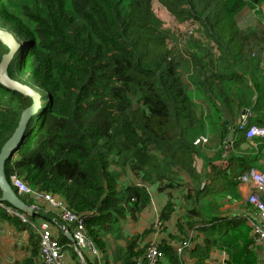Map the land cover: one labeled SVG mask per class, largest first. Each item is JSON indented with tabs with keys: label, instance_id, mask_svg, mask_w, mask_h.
I'll return each mask as SVG.
<instances>
[{
	"label": "trees",
	"instance_id": "trees-1",
	"mask_svg": "<svg viewBox=\"0 0 264 264\" xmlns=\"http://www.w3.org/2000/svg\"><path fill=\"white\" fill-rule=\"evenodd\" d=\"M158 2L185 32L163 28L153 0H0V28L22 43L9 75L41 95L6 175L63 200L104 264L145 255L154 225L130 233L127 225L149 210L153 184L166 194L159 247L170 264H186L177 252L185 241L196 242L186 251L193 264H206L213 250L225 264H260L253 217L221 211L240 199L239 177L257 160L249 147L258 140L243 134L228 148L221 107L232 119L249 109V123L264 124V0ZM6 52L0 41V61ZM31 104L0 84V151ZM201 135L208 141L195 144ZM5 206L0 221L28 227ZM40 207L32 220L58 218ZM31 231L30 255L14 264L39 263ZM58 240L69 242L63 233Z\"/></svg>",
	"mask_w": 264,
	"mask_h": 264
},
{
	"label": "built area",
	"instance_id": "built-area-1",
	"mask_svg": "<svg viewBox=\"0 0 264 264\" xmlns=\"http://www.w3.org/2000/svg\"><path fill=\"white\" fill-rule=\"evenodd\" d=\"M264 15V2L258 8ZM261 55L264 57V47ZM249 113H245L242 117L238 129L245 132L247 139L254 137H264V125L250 124L248 120ZM208 141L205 135L199 136L195 140V144H204ZM230 147V145H229ZM12 183L18 188L21 194L29 195L36 203V208L39 209L38 204L46 203L50 208L55 209L59 217L66 222L72 231V235L76 244L80 249L89 257L94 258L96 264L102 263V255L97 249L96 245L88 238L86 227L83 219L75 214L71 209L66 206L63 200L53 196L50 193L38 192L31 190L25 185L15 174L10 175ZM239 182L242 184H249L252 186L253 192L247 198V202L256 211L252 216L251 225L254 228L255 242H264V171L256 167L247 168L239 177ZM4 206V205H1ZM7 210L19 218L23 222L30 223L39 236V264H62L64 257V249L59 243L56 235L54 234L53 227L48 221H40L36 224L30 222L22 213L14 210L13 208L6 207ZM192 248V243L185 241L177 247V252L185 259L186 251ZM164 258V252L160 249L159 244L155 241L149 242L145 255L137 259V264H161ZM83 260L84 257H81Z\"/></svg>",
	"mask_w": 264,
	"mask_h": 264
},
{
	"label": "crops",
	"instance_id": "crops-1",
	"mask_svg": "<svg viewBox=\"0 0 264 264\" xmlns=\"http://www.w3.org/2000/svg\"><path fill=\"white\" fill-rule=\"evenodd\" d=\"M261 60L264 62V57L260 56ZM245 110V113L250 114L249 109H243ZM243 110L238 114L236 119L230 118L229 119L234 120L236 124V131L235 134L231 140L230 147L227 144L228 148H231L233 145L234 140H238L243 134V131H240L237 128V125L239 123V120L241 117H243L242 113ZM244 113V114H245ZM225 119V118H224ZM264 122V121H262ZM257 124V123H256ZM258 125H264V124H258ZM210 138L209 132L206 134ZM258 140V145H253L249 147V155L250 156H257V160L255 159L251 166H254L258 168L261 171H264V137H256ZM253 144H256V141L253 140ZM134 180H137L134 178ZM128 183V182H127ZM148 188L151 191L152 194V201L150 208L147 212H145L139 221L137 223H129L127 225V231L130 233L129 229L134 228L135 226H139L140 228L137 229V231H141L145 228L153 227L155 229V233H152L148 239L147 242L155 241L159 244L160 238V223L158 222V216L163 208V205L166 201V194L164 192H161L157 189L156 184L148 185ZM253 187L249 184H242L239 182L238 185V191L240 193V199L238 201H233L230 203L223 204L221 206V211L224 215L232 216V215H243L246 218H251L254 215V212H251V210H247L246 203L247 198L249 195L253 192ZM179 209V208H178ZM28 226V225H26ZM172 228V224L170 225V231ZM55 234L59 237L62 233V230L58 228V226H53ZM33 230L30 226L26 227L23 230H19L16 228V226L10 221H0V264H14L17 261H21L27 256L30 255V250L32 249V246L30 245V237ZM34 231V230H33ZM169 232V231H168ZM70 242H68L67 246H63L64 249V257L62 260V264H83L81 258L79 257V254L75 251V248L73 245H69ZM257 246L259 247L258 253L260 256V264H264V242L257 243ZM196 247V242L192 244V248L194 249ZM191 251L186 253L184 261L186 264H193L194 258H191ZM86 259L89 260L91 264H96L94 261V258L85 256ZM225 258L226 254L224 252H220L218 250H213L210 254V257L206 261V264H225ZM102 259L104 261V257L102 254ZM39 260V257H38ZM110 262L113 261L112 255H110ZM105 262V261H104ZM161 264H170L169 261L165 260V258L162 259Z\"/></svg>",
	"mask_w": 264,
	"mask_h": 264
},
{
	"label": "water",
	"instance_id": "water-1",
	"mask_svg": "<svg viewBox=\"0 0 264 264\" xmlns=\"http://www.w3.org/2000/svg\"><path fill=\"white\" fill-rule=\"evenodd\" d=\"M0 41L8 47V52L3 54L0 61V84L9 90L16 91L23 96L30 97L32 99V104L22 111L19 123L13 135L7 140L0 151V203L7 202L14 209L19 210L31 217H34L37 213L35 206L28 204L20 196L12 183L8 180L5 172V167L7 160L11 158L17 150H19L23 143V140L25 139V137H27L29 133L28 124L31 118L34 115L38 114L41 109V95L38 91L30 87L29 85L13 79L9 75V65L14 59V56L21 48L22 43L19 42V40L10 31L3 28H0ZM221 109L223 112V117L228 120V124L230 126V132L227 137V141H231L236 131V124L234 120L229 119L228 111L224 107H221ZM244 113L245 110H243L242 115ZM241 120L242 117L239 120V123L241 122ZM52 221L62 230L69 241L74 244L75 251L78 254H81L80 248L77 246L73 235L70 233L66 225L59 219H53ZM82 263L86 264L85 261H83Z\"/></svg>",
	"mask_w": 264,
	"mask_h": 264
},
{
	"label": "rangeland",
	"instance_id": "rangeland-1",
	"mask_svg": "<svg viewBox=\"0 0 264 264\" xmlns=\"http://www.w3.org/2000/svg\"><path fill=\"white\" fill-rule=\"evenodd\" d=\"M153 9H154V12H155L156 16L164 23L163 28L164 27L165 28L166 27H171L173 29L176 28V29H178V33L182 30V29H180L181 26H183V25L180 24L182 22H180L178 20H175L172 17V15L169 13V11L165 7H163L162 4H160L158 2V0H153ZM134 19H135V16H133V19L131 20L132 23H135V20ZM186 29H187V26H186ZM185 31H183V32H185ZM175 42L172 41L171 39L165 42V44L167 45V48L168 49H171V52H174V50H176L175 49ZM177 50H179L178 47H177ZM127 182H128V179L126 180V183ZM138 228H140V227L139 226H135L134 228L129 229V231L130 232H137V229Z\"/></svg>",
	"mask_w": 264,
	"mask_h": 264
},
{
	"label": "clouds",
	"instance_id": "clouds-1",
	"mask_svg": "<svg viewBox=\"0 0 264 264\" xmlns=\"http://www.w3.org/2000/svg\"><path fill=\"white\" fill-rule=\"evenodd\" d=\"M12 33V32H11ZM13 34V33H12ZM14 35V34H13ZM15 36V35H14ZM20 42V41H19ZM22 47V46H21ZM244 115V114H243ZM240 123H238V125H239ZM250 124H256V123H250ZM238 125H237V128H238ZM244 135H245V132H244ZM26 138V137H25ZM231 141H228V143H230ZM230 144H228V146H229ZM251 167V166H250ZM254 167V166H253ZM249 168V167H248ZM12 175V174H11ZM11 183H12V181H11V179L9 180ZM12 185L15 187V188H17L13 183H12ZM17 190H18V188H17ZM18 193L20 194V195H22L20 192H19V190H18ZM24 195H26V194H24ZM249 204V203H248ZM0 205H4L3 203H0ZM31 205H33V206H35V208L37 207L36 206V204H31ZM43 205H46L47 206V208L49 209V210H53L55 213H56V215H57V217L58 218H55V219H59L60 221H62L65 225H66V227L68 228V230L70 231V233L72 234V229H71V227L66 223V222H64L60 217H59V214H58V212L55 210V209H52V208H50L45 202L43 203H40L38 206H39V209H37L36 208V210H37V213H36V215L37 214H39V211L41 210V207L40 206H43ZM5 206V205H4ZM5 207H10V208H13V207H11V206H5ZM7 209V208H6ZM14 209V208H13ZM14 210H16V209H14ZM18 212H20V213H22L30 222H32V223H34V224H36L37 225V223L38 222H40V221H42V220H44V221H47V220H45V219H37V220H32L31 218V216H29V215H27V214H25V213H23V212H21V211H19V210H17ZM11 214V213H10ZM256 213L254 212V215H255ZM12 215H14V214H12ZM35 215V216H36ZM253 215V216H254ZM34 216V217H35ZM21 219V218H20ZM22 220V219H21ZM49 222V221H48ZM26 224H28V226H30L33 230H34V232H36L35 231V229H34V227L30 224V223H27V222H25ZM51 225H52V227L53 226H57L56 224H54L53 223V221L52 222H49ZM59 228V227H58ZM60 229V228H59ZM61 230V229H60ZM53 231H54V229H53ZM63 233V232H62ZM36 234H37V232H36ZM54 234H55V232H54ZM64 234V233H63ZM56 235V234H55ZM37 236H38V234H37ZM65 236V235H64ZM56 237H57V239H58V236L56 235ZM38 238H39V236H38ZM68 239V238H67ZM69 240V239H68ZM59 241V240H58ZM70 242V241H69ZM60 243V242H59ZM149 244V243H148ZM69 245H73V247H74V244L72 243V242H70L69 243ZM61 246L63 247V246H67V245H62L61 244ZM78 246V245H77ZM79 247V246H78ZM80 248V247H79ZM81 250V249H80ZM100 252V251H99ZM101 253V252H100ZM39 254H40V251H39ZM101 255H102V253H101ZM86 254L81 250V254H79V257L81 258V257H84V259L82 260V262L83 261H85L86 262V264H88L87 263V261H86ZM39 263H40V257H39ZM38 263V264H39ZM102 263L104 264V261H103V259H102Z\"/></svg>",
	"mask_w": 264,
	"mask_h": 264
}]
</instances>
